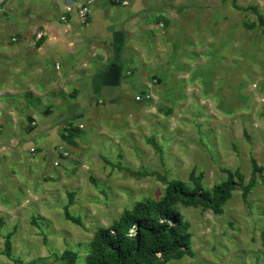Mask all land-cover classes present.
Returning <instances> with one entry per match:
<instances>
[{
    "label": "rangeland",
    "instance_id": "1",
    "mask_svg": "<svg viewBox=\"0 0 264 264\" xmlns=\"http://www.w3.org/2000/svg\"><path fill=\"white\" fill-rule=\"evenodd\" d=\"M109 1L135 9L133 27L93 46L80 34L77 56L45 71L38 47L75 8L0 0V264H63L67 250L85 264L136 203L175 180L211 191L228 171L244 181L221 213L177 205L193 255L167 264H264V0Z\"/></svg>",
    "mask_w": 264,
    "mask_h": 264
},
{
    "label": "trees",
    "instance_id": "2",
    "mask_svg": "<svg viewBox=\"0 0 264 264\" xmlns=\"http://www.w3.org/2000/svg\"><path fill=\"white\" fill-rule=\"evenodd\" d=\"M259 17L263 18L260 14ZM78 131L80 129L72 127L69 134L74 136V132ZM261 171L262 168L253 161V178L243 188L245 197L254 187L256 173ZM228 174L229 179L216 185L211 191L205 190L198 180L194 187L180 180L169 182L162 199L140 201L132 209L126 210L111 227L100 228L90 243L85 264H167L170 260L192 256V234L177 205H201L221 213L238 186L233 180L234 176H238L240 182L244 181L239 172L234 175L228 171ZM67 216L80 222L69 212ZM6 246L10 253V238L7 239ZM62 258L63 264H78L79 255L67 250ZM15 264L25 263L16 259Z\"/></svg>",
    "mask_w": 264,
    "mask_h": 264
},
{
    "label": "crops",
    "instance_id": "3",
    "mask_svg": "<svg viewBox=\"0 0 264 264\" xmlns=\"http://www.w3.org/2000/svg\"><path fill=\"white\" fill-rule=\"evenodd\" d=\"M127 9H129L132 14L135 10L134 8L131 9V7L128 8L126 6L112 3L109 0H98L97 3L92 7L90 22L86 26H81L79 29L80 33H73L72 30V27H75V25L78 24L76 15H70L71 18H69L68 21L66 20V23H51L50 25L53 26L55 34H52V36L47 38V40H45L41 46L38 47V60H40L41 63L42 61L49 63L54 58L60 59L73 58L74 56L76 57V48H74L72 44L74 40H80V34L86 36V39H88L87 42H90V44L93 46L98 42L101 43L103 40L104 41L102 43L106 42L109 35L111 37V35L117 32L118 28L124 26L132 28V24L127 25L125 22L131 14L129 11H127ZM47 65H43V63L41 64V66H43V70L50 71L52 67H44Z\"/></svg>",
    "mask_w": 264,
    "mask_h": 264
},
{
    "label": "built area",
    "instance_id": "4",
    "mask_svg": "<svg viewBox=\"0 0 264 264\" xmlns=\"http://www.w3.org/2000/svg\"><path fill=\"white\" fill-rule=\"evenodd\" d=\"M96 0H89L87 3V5L83 6V3L80 0H73V2L69 5L66 6V10L67 12L71 13L73 10V7L75 8L76 11V17L79 21L84 22L86 21V19L88 18V15L90 14L91 8H90V4L92 2H94ZM79 2H81L80 4H78ZM64 20H66V17H63ZM42 35L39 36V38H41ZM151 97V95L147 94L143 97V99H149ZM138 100L141 99V97H137Z\"/></svg>",
    "mask_w": 264,
    "mask_h": 264
},
{
    "label": "water",
    "instance_id": "5",
    "mask_svg": "<svg viewBox=\"0 0 264 264\" xmlns=\"http://www.w3.org/2000/svg\"><path fill=\"white\" fill-rule=\"evenodd\" d=\"M65 2H66V5H69L73 2V0H65Z\"/></svg>",
    "mask_w": 264,
    "mask_h": 264
}]
</instances>
